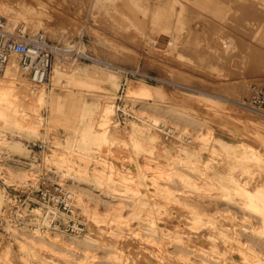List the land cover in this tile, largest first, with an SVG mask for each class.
<instances>
[{"label": "rangeland", "instance_id": "374dc122", "mask_svg": "<svg viewBox=\"0 0 264 264\" xmlns=\"http://www.w3.org/2000/svg\"><path fill=\"white\" fill-rule=\"evenodd\" d=\"M0 1L61 47L41 85L0 75V260L19 264L37 221L22 205L6 214L10 196L50 181L85 227H40L73 245L54 264H264V114L235 105L264 88V0ZM142 82L149 93L129 94ZM103 102L107 126L83 109Z\"/></svg>", "mask_w": 264, "mask_h": 264}, {"label": "built area", "instance_id": "2783aa9c", "mask_svg": "<svg viewBox=\"0 0 264 264\" xmlns=\"http://www.w3.org/2000/svg\"><path fill=\"white\" fill-rule=\"evenodd\" d=\"M5 18L0 15V69L4 68L11 57L18 59L19 68L26 73L27 78L33 83L46 81L51 68V62L56 52L61 48L48 39L42 32H25L17 24L12 29L6 25ZM76 55H78L76 53ZM86 56V55H85ZM74 56L75 58L82 59ZM73 62V61H72ZM133 75H140L145 80H152L148 74L138 71H130ZM125 83L123 82V85ZM123 88V87H122ZM251 93L244 100L250 109L264 114V88L253 84ZM120 99V98H119ZM130 113L123 111L119 104L115 107L114 119L118 123H124ZM164 127L170 135L172 129ZM30 147L37 146L43 150L47 146L45 140H33ZM9 206L3 211L6 214L17 211V206H24L26 214L36 210L37 218L34 227H46L65 234L78 236L85 230L82 221V213L75 204L72 194L67 186L58 182H46L21 190L10 196Z\"/></svg>", "mask_w": 264, "mask_h": 264}, {"label": "bare ground", "instance_id": "6f19581e", "mask_svg": "<svg viewBox=\"0 0 264 264\" xmlns=\"http://www.w3.org/2000/svg\"><path fill=\"white\" fill-rule=\"evenodd\" d=\"M95 0H91V7L94 5ZM99 0H97L98 2ZM216 2H212V6L216 7L218 4V0H215ZM100 2V1H99ZM99 6V4H97ZM0 15L5 18L6 25L9 29H12L14 26H16V21H17V14L14 12L13 8L11 6H5L3 3L0 1ZM89 18V15H88ZM85 20V19H84ZM86 23V22H85ZM19 27L25 31L26 26L25 24H20ZM261 31L264 30V25L262 24L259 27ZM33 32H37V30H32ZM32 32V33H33ZM41 32V31H40ZM264 32V31H263ZM43 33V32H42ZM44 34V33H43ZM45 35V34H44ZM157 39L161 41V35H158ZM79 45V44H78ZM75 47V45H74ZM69 48V47H68ZM67 48V49H68ZM71 48V47H70ZM78 48V47H77ZM66 49V48H65ZM64 49V50H65ZM72 50V49H71ZM74 50V49H73ZM80 50V49H78ZM68 51V50H67ZM74 52V51H73ZM79 52V51H78ZM76 52V53H78ZM82 53V52H81ZM79 53V54H81ZM74 56V55H73ZM73 60V59H72ZM71 60V62H72ZM261 61V60H260ZM18 59L15 57H11L4 68L0 69V75L2 77H5L7 81L10 82V87L14 88L17 86L19 87H24L26 85V73L22 71L19 73V68H18ZM126 70L124 67H120ZM133 70V69H132ZM136 71V70H134ZM111 78V77H110ZM2 80V79H1ZM46 81H43L41 83H44ZM3 83V82H2ZM6 83H4L5 85ZM40 84V83H36ZM41 85V84H40ZM152 88V85L142 82L140 85H137L136 83H128V92L131 95H144L149 93V90ZM8 89V88H6ZM2 89H0L1 91ZM16 90V88H15ZM14 90V92H15ZM3 91V90H2ZM20 91V90H19ZM23 91V90H22ZM21 92V91H20ZM5 93V92H4ZM18 93V92H17ZM0 94H2L0 92ZM44 94V88L42 87L40 90L34 93L35 97L41 98ZM4 94H2L3 97ZM32 95V94H31ZM33 95V96H34ZM5 96V95H4ZM11 96V95H10ZM21 96V93H20ZM29 96V94H28ZM6 97V96H5ZM2 99V98H1ZM4 99V98H3ZM24 101V100H23ZM2 102V101H1ZM19 102V101H18ZM22 102V100H21ZM241 102V101H238ZM5 103V102H4ZM245 103L241 104H235L236 106L246 109V110H252L248 106L244 105ZM8 105V104H7ZM10 105V104H9ZM1 109V108H0ZM3 109V108H2ZM85 112H99L101 115V124L106 125L109 122L110 115H111V105L108 104L107 102H103L102 104H96V105H91L88 104L84 105L83 107ZM4 111V109H3ZM6 111V110H5ZM2 115H0L1 117ZM34 119V118H33ZM32 119V120H33ZM21 120V118H20ZM1 121V120H0ZM22 121V120H21ZM26 121V120H25ZM24 121V122H25ZM33 122V121H30ZM26 123V122H25ZM23 124V123H22ZM90 125V124H89ZM37 126V125H36ZM101 126V125H100ZM107 126V125H106ZM33 127V126H32ZM105 127V126H103ZM134 126L132 125L130 129H133ZM129 129V130H130ZM165 133V136L168 137L169 135L163 130ZM215 142L219 144V146H213L212 150L217 151L219 148H230L232 145L222 139L219 138H214ZM219 147V148H218ZM54 156V155H52ZM160 182V181H159ZM159 185V184H158ZM162 186V185H161ZM70 190V188H68ZM149 191V190H148ZM70 193L72 194V198L74 200L73 192L70 190ZM1 201V198H0ZM118 219V218H117ZM218 229L215 230V232H222L224 231L223 228L221 230V227L217 225ZM47 229L43 230L40 227H34L33 228V233H30V235L23 236L21 240L18 241V258L21 260L19 261V264H54L53 260L59 259L58 257L64 256L67 254V252L72 251V243L66 241L64 238L57 236L55 233H49L46 231ZM214 231V230H213ZM52 232V231H51ZM54 232H59L55 231ZM173 232V231H172ZM208 232V231H206ZM182 236V235H181ZM190 236V235H189ZM198 237V235H197ZM168 238V237H167ZM161 239V238H160ZM169 240V239H168ZM198 245L200 247H206L204 245L205 238L203 237H198ZM222 241V240H221ZM190 242V240H189ZM188 242V243H189ZM185 243V242H184ZM192 243V242H191ZM162 244V243H161ZM194 244V243H193ZM186 245V244H185ZM188 245V244H187ZM190 245V244H189ZM75 247V246H74ZM209 247V246H207ZM216 247V246H215ZM184 248V247H183ZM197 248V247H196ZM204 249V248H203ZM217 249V248H216ZM91 255V254H90ZM160 257V256H159ZM189 257V256H188ZM187 257V258H188ZM184 259V257L182 256ZM186 260V259H185ZM191 260V259H190ZM15 261V260H14ZM187 261V260H186ZM255 262V261H254ZM9 262L6 260H0V264H8ZM77 263V262H76ZM14 264V263H13ZM186 264V263H185ZM253 264V262H252Z\"/></svg>", "mask_w": 264, "mask_h": 264}]
</instances>
